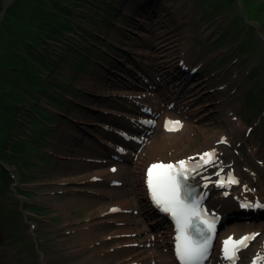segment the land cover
Returning <instances> with one entry per match:
<instances>
[{
  "label": "rangeland",
  "instance_id": "374dc122",
  "mask_svg": "<svg viewBox=\"0 0 264 264\" xmlns=\"http://www.w3.org/2000/svg\"><path fill=\"white\" fill-rule=\"evenodd\" d=\"M214 1L118 0L116 6L114 0H80L72 2L73 5L68 2L71 13L66 18L69 21V30L64 33L67 38L51 42V50L62 51V59L53 60L51 71H40L50 76L47 90L34 88L37 102L32 101L26 107L33 114L46 115L50 121L44 123L46 139L42 150L26 154L30 164L25 169V177L20 175L15 162L5 165L13 171V178L17 181V186L10 184L9 187L15 195V189L19 193L17 203L6 195L0 197V202L4 201L10 212L8 215L13 218L14 226L17 225L18 235H6L10 228L0 226V264L89 263L88 253L94 243L89 246L80 244L81 239L93 241L95 231L104 238L103 248L112 243L106 237L103 224L100 226L97 222L99 217L89 210L90 203H105L110 199L105 193L101 195L99 190L107 185L102 186L96 179L87 182L72 180L59 185V191L66 188L61 193L55 192L57 184L54 182L58 175L84 172L97 165L88 158L116 154L115 147L109 143L120 141L119 130L137 134L124 127V118L132 120L127 106L136 107L129 102L131 94L139 95L136 98L140 99L141 95L151 92L156 98H166L170 103L186 100L189 109L196 116L203 117L200 127L207 129L208 133L222 130L231 136L229 120L241 119L244 128L238 137L234 134L236 140L231 147L240 158L237 167L240 170L246 165L253 168L258 175L256 185L264 184V105L259 100L253 102L250 99L253 95L249 98L248 93L255 80L264 76L262 1L237 0L245 13L244 17L240 16L244 23L242 37L234 36L231 30L229 32L237 14L224 11L221 16H216L212 11ZM45 8L47 0H0V86L5 85L4 73L11 79L7 65L20 60L25 44L23 33H33V25L42 17ZM255 15L263 16V20ZM50 57L54 59L55 54ZM114 58L118 61L115 62ZM187 59L192 65L197 60L200 64L196 68L187 66L183 63ZM261 61L263 71L259 77L248 76ZM182 63L188 69L181 70ZM176 64H179L178 77H174ZM177 93L182 96L173 99L172 95ZM26 95L31 100L32 92L28 91ZM6 101L7 98L0 94V154L10 155L9 149L24 147L26 139L18 134L11 137L4 120L8 114ZM165 105L168 106L166 102ZM141 106L146 110L141 104L137 105L138 109ZM34 118L33 121L29 119V127H37L41 122V118ZM16 126L14 130L18 133L21 126L18 123ZM151 130L148 137L160 133L157 127ZM205 140L204 133L198 129L189 145L176 146L175 154H166L180 158L202 147ZM133 145L136 150L138 147L135 143ZM33 146L39 147L38 144ZM109 147H114L113 153L109 152ZM40 154L50 156L43 155L46 162H41L37 157ZM142 157L144 160L139 158L142 162L136 168L132 167L131 158L126 161L133 174L139 173L138 184L134 186L137 190L131 192L129 198L140 195L145 199L142 187L144 165L156 155L149 151ZM244 174L248 181L253 178L252 172ZM259 189L264 200V188ZM80 197L93 201L77 202L75 199ZM32 204L45 209L35 211ZM92 219H96L94 225ZM239 219L232 221L240 222L237 225H243L242 228L252 223L264 237V210L251 217L250 223L241 215ZM109 220L115 225L111 216ZM81 231L84 232L80 234ZM261 237L256 241L258 245L262 242ZM42 250L39 262L36 257L42 254ZM101 257L105 263H111L114 258L108 254Z\"/></svg>",
  "mask_w": 264,
  "mask_h": 264
},
{
  "label": "bare ground",
  "instance_id": "6f19581e",
  "mask_svg": "<svg viewBox=\"0 0 264 264\" xmlns=\"http://www.w3.org/2000/svg\"><path fill=\"white\" fill-rule=\"evenodd\" d=\"M234 1L236 2V10L234 9L232 12L237 14V12L240 11L241 6L237 0ZM255 25L256 24H253L254 27ZM114 59L115 62L118 61L116 60V58ZM183 63L187 64V66L196 68L200 64V60H197L195 65H192V62L189 61V59H187V62L183 60ZM185 72L188 73L187 71ZM250 75L251 72L248 73V76ZM181 96L182 93H177L172 95L173 99L179 98ZM146 97H148L149 99H140V102L141 103L150 102V109L152 110V113H157L160 110H162V116H161L162 123L160 122L159 124L160 133L152 135L150 137L145 136V138H142L140 144L136 143V146L140 149V151L139 152L133 151V154H141L140 158L143 159L142 156L144 154H148L149 151H151L152 154H156V158L151 160V162L160 160L163 158L162 156H164V154L168 152H171V154H175L176 146L189 145V142L195 137L196 131H198L199 129L201 130V133H204L206 140L202 145V147L197 148L193 152L188 154H194L196 156L198 154H202L204 152L203 150L209 148H216L218 150L216 154H220L219 161L221 165L226 167L238 166L240 162V158H238V156L235 155V152L232 150L231 147L233 146L234 141L236 140V138H234V134L235 137H238L239 136L238 133L240 132L241 129L244 128V123L242 122L241 119L234 121L233 118H231L229 120V122L231 123V127H230L232 133L231 136H229L228 134H226V132L222 130H219V132L217 133H208L207 129L200 127V123L202 122L203 117L196 116L189 109V104L186 102V100H181V99L177 100L175 106L173 108H170L171 109L170 110L168 109L169 108L168 106L170 105L168 99L166 98L158 99L155 97V95L150 96L148 94H146ZM165 102L168 105L167 106L168 108L164 107ZM127 107L129 110L128 113L131 114L132 116H135V122H133L131 119L127 121L125 118H124V122L128 126L127 127L128 129L132 130L134 133H140L142 131L139 126L142 124L140 122V119L149 120L153 117L147 113L140 112V110L134 106L128 105ZM166 119H176L181 123L178 132H168L163 128L164 121ZM141 136L142 135H139L137 137H141ZM223 136L226 137L225 138L226 141L228 140L231 145L230 144H228L227 146L224 144L217 145V142L221 141ZM113 151H114L113 148H110V152ZM102 162L103 163L101 164V166L92 168L89 172L85 173L84 175L82 174L74 175L70 173V174H65V176L57 180L58 182L69 183L72 180H74V182L84 179L87 180V178L90 179V177H92L93 175L95 177H98L104 185L107 184V181L109 182L111 180H117L116 186H106L104 188L99 189L101 195L107 194L110 197L109 201L105 203L104 202L102 203V201L101 202L94 201L90 203L91 207L89 208L92 214H96L97 217L103 219V221H99L100 222L99 225L102 226L103 224V228L107 234L106 237L109 238L112 243L108 244L107 246L108 248H105V250H103L102 240H104V238H101L102 237L101 234L99 233L98 235V233L95 231L93 233V241H91L89 238L85 240L81 239L80 244L89 246L91 245V242L94 243V245H92L93 246L92 250L88 253L90 256L88 257V259L91 260V262L89 263L83 262V263L84 264H172L169 253L166 252L165 250L161 251L162 248L164 249L161 241L157 237L150 235L149 237L151 238V241L154 239L156 242H159L157 247H159L160 249L153 246L152 247L149 246L147 241L148 235L144 239L142 233L147 230L145 229L146 226H143V224L139 222L137 214H135L136 221H138V223L142 225V227H144V231L138 230L139 227L137 223L133 221L134 219H132L128 213V211H132V212L137 211V213H139L140 215L143 214L147 218H150L152 216L157 217L161 215L158 214L152 206L143 208L142 205L140 204V202L143 201V199L140 198V195L129 198V194L133 192V187L131 185L136 184V181H134L135 177L132 176L131 170L128 167L122 165V163L118 164V163H113V161H107V160H103ZM112 163L116 164L115 171L110 172L107 166L111 165ZM140 163L141 162H139L138 164ZM237 170L239 173H241L240 169ZM245 170L248 172H252V170L248 166L245 167ZM245 170H242V173H246ZM242 177L244 179L243 174ZM244 182L247 185L245 192L243 193L242 191L241 192L238 191L235 194V198H238V196L239 197L243 196L245 199H248L249 193H251L254 196V198L258 199L259 196L262 195V191H260L259 188H264V184L261 185L258 184L259 186L258 188V186H255V184L251 180L250 182L244 180ZM253 188L256 192H252ZM210 191L211 194L207 200L210 202L213 209L219 212H224L225 215L224 221L227 224L229 215H231L232 212L234 213L235 209L237 208V200L233 199V197L231 196L225 198L222 197L221 194L217 195L219 192L215 189V186H212ZM63 199L69 201L65 198ZM260 199H261L260 203H264V200L261 198V196ZM75 200H77V202L84 200L87 203L93 201L92 198H89L87 201V199H83L81 197ZM109 205H113L117 213H114L113 211L109 213L108 212L110 207ZM92 207L95 210L92 209ZM127 213L128 216L131 218V220H128L126 216ZM110 215L111 216L116 215L115 218L112 219L115 225L111 224L109 219H106L107 217H110ZM96 219H92L94 223L91 224L94 225ZM134 224L137 225L138 229L132 231V229L128 227V225L134 226ZM151 227L154 228V225H152ZM94 230H97V228L95 227ZM246 231L247 230L245 227L242 228L240 227V225L238 226L236 224H233L230 225V227H228L226 231L223 230L222 237H228L230 235L240 236L244 234ZM83 232L84 231H81L80 234H82ZM139 232H141V236L144 239V241L142 238H140ZM164 232L165 231H162L161 234H164ZM165 239L166 238L164 237V240ZM262 246H264V243H262L261 247ZM261 247L256 248L254 251H256L260 255L264 254V250ZM103 251L107 252L109 256H114V258H112L113 260L111 263L106 258L104 260H107L108 262L107 263L103 262L102 257L100 255ZM97 254H99V256ZM237 262L238 264H241L239 261Z\"/></svg>",
  "mask_w": 264,
  "mask_h": 264
},
{
  "label": "trees",
  "instance_id": "16d2710c",
  "mask_svg": "<svg viewBox=\"0 0 264 264\" xmlns=\"http://www.w3.org/2000/svg\"><path fill=\"white\" fill-rule=\"evenodd\" d=\"M77 1L80 0H47V8L42 12V17L35 22L33 25L35 27L32 26L33 29L32 27L30 28L33 30V33L27 35L28 32H24L22 35V40L25 44L24 50L20 52L22 54L19 57L20 60L14 64L10 63L7 65V71L10 72L11 79L6 73L2 76L5 79V85L0 86V94L3 98H7L6 106L8 107V114L5 116L4 120L7 121L11 137L17 136L18 134L20 138L26 139V143L24 147H15L13 151L10 148L8 152V154L14 152L20 154H12L11 156L0 154V196L10 191L8 186L9 177L3 163L10 161V158H14V161L18 165L25 167L30 163L26 154H32V150H41V145L45 138L44 128L46 126L44 123L50 121L46 119V115L39 112L33 114V112L27 110L26 107H28V103L32 101L37 102L34 88H36V90H47L46 86L50 82V76L40 73V71H51L53 60L62 59V51H54V48L51 50V42L59 40L62 37L67 38V35L64 33L69 30V21L66 18H68V15L71 13V7L68 2H71V5H73L72 2L77 3ZM114 1L115 4L113 5L116 6L118 0ZM254 1H262L260 6L264 9V0ZM214 5L212 11L216 16H221V13L224 11L232 12L234 9L236 10V2L234 0H215ZM109 6L111 7V5ZM244 14L245 13L240 9L234 17L235 21L233 24H230L229 32L231 30L234 36H243L244 23L240 16L242 15L244 17ZM255 17L263 20V16L255 15ZM253 38L260 42L259 38L256 36ZM238 48L241 49L240 44ZM52 54H55L54 59L50 57ZM261 63L262 61L259 66H255L252 69L251 76H253V78L259 77L260 71H263ZM14 77L18 80H14ZM28 91L32 92L30 96L31 100H29V97L26 95ZM58 95L60 96V93H58ZM250 95H253V98L252 96L250 98L253 102L259 100V103L264 105V76L263 78L261 76L258 80H255L254 85L251 87L249 97ZM34 116L41 118V122L37 124V127H29V119L33 121L35 119ZM16 123L21 126L18 133L14 130V128L17 127ZM23 129L25 133H23ZM33 144H38L39 147H35ZM9 213V211L5 210L4 205L0 204V226L6 224V221H8L7 218L10 216L8 215ZM9 225H11L10 222Z\"/></svg>",
  "mask_w": 264,
  "mask_h": 264
},
{
  "label": "snow or ice",
  "instance_id": "6c2138e0",
  "mask_svg": "<svg viewBox=\"0 0 264 264\" xmlns=\"http://www.w3.org/2000/svg\"><path fill=\"white\" fill-rule=\"evenodd\" d=\"M169 124L180 126L179 121H166L165 127L167 128ZM169 130H175V128H169ZM213 155L214 153H204L201 159L208 157L209 159L204 162L209 163ZM185 163V161H179L178 166L172 163L152 164L147 169V186L154 204L162 211L171 213V215L176 218L179 231L176 245L177 257L182 264H201L207 252V239H205L203 243H199L193 241L191 237L186 235V232L189 225L192 224L193 218L200 219V223L207 226L208 232L214 230V223L201 219V213L196 211L195 201H193V204L190 206L186 204L181 197L182 182L187 180V176L182 172ZM113 171H115V169H113ZM183 187L185 188V196L190 199L192 194L186 191V184H184ZM241 206L244 208L264 207V205H260L259 203L256 205L244 203ZM112 211H116V209H112ZM197 231H200V229L197 228ZM247 239L248 236L246 235L240 239L234 240L230 237L226 240L223 249L225 259L233 261L237 250L242 246L246 247L245 241Z\"/></svg>",
  "mask_w": 264,
  "mask_h": 264
}]
</instances>
